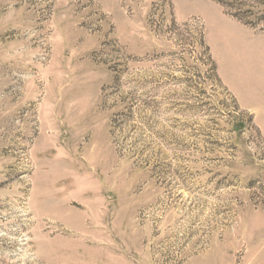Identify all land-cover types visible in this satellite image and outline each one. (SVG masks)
Here are the masks:
<instances>
[{
    "label": "rangeland",
    "instance_id": "374dc122",
    "mask_svg": "<svg viewBox=\"0 0 264 264\" xmlns=\"http://www.w3.org/2000/svg\"><path fill=\"white\" fill-rule=\"evenodd\" d=\"M0 264H264V0H0Z\"/></svg>",
    "mask_w": 264,
    "mask_h": 264
}]
</instances>
